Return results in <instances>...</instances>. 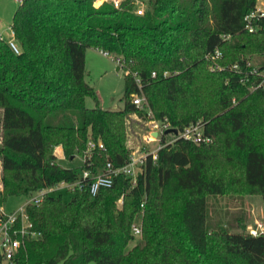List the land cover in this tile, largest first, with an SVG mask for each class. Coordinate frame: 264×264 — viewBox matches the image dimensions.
<instances>
[{
	"label": "trees",
	"instance_id": "16d2710c",
	"mask_svg": "<svg viewBox=\"0 0 264 264\" xmlns=\"http://www.w3.org/2000/svg\"><path fill=\"white\" fill-rule=\"evenodd\" d=\"M143 1L138 15L134 0L119 8L20 0L10 25L18 53L0 35V195L28 196L77 180L78 166L62 164L56 147L66 159L85 158L81 170L96 173L108 161L123 166L127 115L145 118L134 94L173 128L202 122L211 141L176 139L155 159L147 156L134 179L120 172L94 196L76 186L65 188L67 199L56 190L27 204L35 236L23 238L16 264H264V232L212 222L207 201L260 196L264 218V88H252L260 78L249 72H264V18L252 20L253 32L244 20L258 0ZM88 48L124 61L121 109L101 108L85 81ZM216 49L219 58L206 57ZM215 63L224 68L210 69ZM89 140L96 148L87 159ZM140 216L141 237L131 245Z\"/></svg>",
	"mask_w": 264,
	"mask_h": 264
},
{
	"label": "built area",
	"instance_id": "2783aa9c",
	"mask_svg": "<svg viewBox=\"0 0 264 264\" xmlns=\"http://www.w3.org/2000/svg\"><path fill=\"white\" fill-rule=\"evenodd\" d=\"M104 1H109L113 4L114 7L119 8L121 0H95L94 4L96 6L100 5ZM135 3V2H134ZM143 5H138L135 9V13L141 15L144 13ZM264 18V9L256 5L255 10L247 14L244 18L246 21L245 27L249 32H253L255 27L252 24L253 19ZM8 44L12 50L18 53L19 49L16 45V42L13 39V33L11 31L10 37L8 38ZM105 56L109 57L116 62L118 68H122L126 72L124 61L120 57H116L111 53L101 51ZM221 56V51L218 49L214 50L211 55L206 57H211L212 59H217ZM223 66H220L218 63L210 65V69H223ZM234 72L240 73L239 66L233 64L229 66ZM251 74H256L259 76L257 83L252 84V88L263 87L264 88V72H258L256 68H253L249 71ZM168 71H164L163 75L167 76ZM135 82L140 88V80L136 72L132 73ZM152 76H155L156 73L152 72ZM242 81H245L242 79ZM132 103L139 110L145 111V118L141 119V126L144 129V133L141 134L140 143L137 147L130 148V153L127 162L117 168H113L111 163L108 161L105 166L101 168L100 171L92 173L90 168H82L81 174L77 180L71 183L61 182L56 186L40 189L36 192L30 193L26 198L24 204L13 212L4 211L3 207H0V264H16L15 255L23 241V238L26 236L33 237L35 232L31 229V223L28 220V216L25 212V207L29 203L37 204L42 200V198L58 190L61 187L66 189L73 190L76 186L79 189L87 188L91 196H94L100 188L110 187L113 183V177L122 172L127 174L132 179L135 178L137 172L140 170L141 165L147 158L151 156L153 159L156 158L157 151L165 146L172 144L176 139L182 138L184 140H190L195 143H209L211 138L203 134V123L195 122L190 123L184 128L177 129V133H173L175 136L171 140H165L164 135L167 134L165 131L169 128H173L167 118L157 119L151 108L148 106L145 97L143 95L134 94L132 96ZM98 148L104 150V145L102 142L97 143ZM96 148V143L92 140L88 141V148L86 151L87 159H90L91 150ZM82 164L85 161V158L81 157ZM91 165V164H88ZM89 167V166H88ZM121 202V199H119ZM142 206V204H141ZM132 234L134 236L141 235V227L138 224H133L131 228ZM264 232V223L262 221L256 220L254 225L248 230V233L256 236Z\"/></svg>",
	"mask_w": 264,
	"mask_h": 264
},
{
	"label": "rangeland",
	"instance_id": "374dc122",
	"mask_svg": "<svg viewBox=\"0 0 264 264\" xmlns=\"http://www.w3.org/2000/svg\"><path fill=\"white\" fill-rule=\"evenodd\" d=\"M135 5L145 4L143 0H134ZM20 0H0V35H3L6 39L10 37L12 16L19 5ZM256 5L264 9V2L258 0ZM85 65H84V79L94 88L99 100V106L103 109L118 110L123 107V95H124V75L125 72L122 68L116 69L118 65L115 61L109 57L103 55L100 51L94 48L87 49ZM252 63H259V59H255ZM85 106L92 108L95 106V102L91 97L85 98ZM144 133V129L141 126L140 117L134 112L129 113L126 118V143L127 146L135 148L141 142V134ZM175 135L173 133H167L164 135L165 140H171ZM58 160L66 166H78V170L81 171L80 165L81 156L75 155L72 159H66L61 154L57 153ZM62 193L64 198L67 199L70 196V192L61 187L58 191L54 192L55 195ZM27 196L25 195H12L3 199L0 195V207H3L6 212H13L21 205L24 204ZM258 198V200L255 199ZM208 214L209 218H212V222L219 221L221 224L229 227L232 232L241 231L238 225L250 223L251 218H255V221H262L264 223L263 215V202L260 196L254 195H223V196H208ZM259 201V202H257ZM260 203V208L257 205ZM117 205L120 207L121 202L118 201ZM252 209V210H251ZM141 227V216L136 222ZM249 228H246L248 232ZM134 236V239L130 242L133 245L139 238ZM89 264H95L90 262Z\"/></svg>",
	"mask_w": 264,
	"mask_h": 264
},
{
	"label": "crops",
	"instance_id": "0c3cea01",
	"mask_svg": "<svg viewBox=\"0 0 264 264\" xmlns=\"http://www.w3.org/2000/svg\"><path fill=\"white\" fill-rule=\"evenodd\" d=\"M2 37H4L3 35H1ZM5 38V37H4ZM89 49V48H88ZM94 49H96V48H94ZM98 50V49H97ZM86 51H87V49H86ZM85 51V52H86ZM99 51V50H98ZM101 52V51H100ZM102 53V52H101ZM103 54V53H102ZM104 55V54H103ZM85 58H86V53H85ZM54 153H55V155L56 156H58L57 155V153H59V154H61L62 155V157H63V154H62V151H61V148L60 147H56L55 148V150H54ZM81 162H82V160H81ZM82 165V164H81ZM255 199L256 200H258V198L257 197H255ZM257 202H259V201H257ZM259 205H257V207H258V209L260 208V210H261V206H260V203H258ZM252 210V209H251ZM262 210H263V206H262ZM261 216H263L262 215V212H261ZM254 222H255V218H253V216H252V218H251V215H250V223L248 224H246V228H251L253 225H254Z\"/></svg>",
	"mask_w": 264,
	"mask_h": 264
},
{
	"label": "water",
	"instance_id": "95a60500",
	"mask_svg": "<svg viewBox=\"0 0 264 264\" xmlns=\"http://www.w3.org/2000/svg\"><path fill=\"white\" fill-rule=\"evenodd\" d=\"M116 69H119V68L117 67ZM170 132L177 133V129L176 128H169L165 131V133H170Z\"/></svg>",
	"mask_w": 264,
	"mask_h": 264
}]
</instances>
